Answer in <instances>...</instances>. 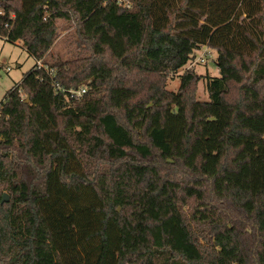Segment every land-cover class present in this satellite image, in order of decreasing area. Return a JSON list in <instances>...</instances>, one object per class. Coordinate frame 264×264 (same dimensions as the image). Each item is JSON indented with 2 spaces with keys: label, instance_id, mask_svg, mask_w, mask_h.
<instances>
[{
  "label": "trees",
  "instance_id": "1",
  "mask_svg": "<svg viewBox=\"0 0 264 264\" xmlns=\"http://www.w3.org/2000/svg\"><path fill=\"white\" fill-rule=\"evenodd\" d=\"M0 37L42 60L0 102V264H264V0H0Z\"/></svg>",
  "mask_w": 264,
  "mask_h": 264
},
{
  "label": "rangeland",
  "instance_id": "2",
  "mask_svg": "<svg viewBox=\"0 0 264 264\" xmlns=\"http://www.w3.org/2000/svg\"><path fill=\"white\" fill-rule=\"evenodd\" d=\"M75 24L65 21H58V37L50 52V55L72 57L76 51ZM218 52L215 49L202 46L196 51L195 57L186 66L167 78L165 86L170 91H178L181 85V75L185 69L190 68L200 75L219 76L220 71L216 60ZM36 64V59L29 54L21 41L9 42L0 37V102L5 99L7 92L18 85L23 74ZM196 97L199 100H209V93L205 79H201L196 86ZM186 211L189 212L187 206Z\"/></svg>",
  "mask_w": 264,
  "mask_h": 264
},
{
  "label": "built area",
  "instance_id": "3",
  "mask_svg": "<svg viewBox=\"0 0 264 264\" xmlns=\"http://www.w3.org/2000/svg\"><path fill=\"white\" fill-rule=\"evenodd\" d=\"M203 46L206 47V45ZM36 64L37 66H42V60H36ZM51 73H53V71ZM54 88L57 92L64 91V88H62L58 82L54 83ZM86 90H87L86 86H83L79 89H70L69 94L71 97L80 98L86 92ZM0 111H1V104H0Z\"/></svg>",
  "mask_w": 264,
  "mask_h": 264
},
{
  "label": "water",
  "instance_id": "4",
  "mask_svg": "<svg viewBox=\"0 0 264 264\" xmlns=\"http://www.w3.org/2000/svg\"><path fill=\"white\" fill-rule=\"evenodd\" d=\"M28 100V99H27ZM9 199V196H8V194H5L4 195V200H8Z\"/></svg>",
  "mask_w": 264,
  "mask_h": 264
}]
</instances>
